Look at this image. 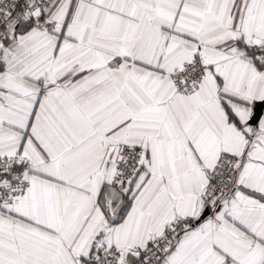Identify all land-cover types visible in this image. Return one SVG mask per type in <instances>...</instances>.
Here are the masks:
<instances>
[{"label": "snow or ice", "instance_id": "6c2138e0", "mask_svg": "<svg viewBox=\"0 0 264 264\" xmlns=\"http://www.w3.org/2000/svg\"><path fill=\"white\" fill-rule=\"evenodd\" d=\"M0 264H264V0H0Z\"/></svg>", "mask_w": 264, "mask_h": 264}]
</instances>
